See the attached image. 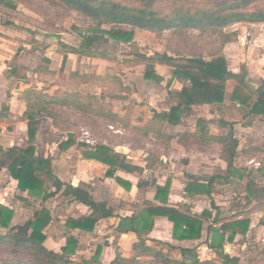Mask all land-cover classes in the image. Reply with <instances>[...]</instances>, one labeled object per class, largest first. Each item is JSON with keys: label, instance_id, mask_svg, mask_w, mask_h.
Segmentation results:
<instances>
[{"label": "trees", "instance_id": "16d2710c", "mask_svg": "<svg viewBox=\"0 0 264 264\" xmlns=\"http://www.w3.org/2000/svg\"><path fill=\"white\" fill-rule=\"evenodd\" d=\"M59 1L96 21L95 27L90 32L78 35L80 44L77 47L62 41L58 42V49L63 52L61 69L66 63L67 53L107 57L105 51H98L94 46L108 42L109 39L130 43L134 39L135 29L157 33L174 27H185L222 33L224 28L238 22H264V7L251 9L254 4L264 0H215L209 7L195 9L178 4L174 5L170 14L164 15L155 7L158 0H146L138 5L122 4L111 0ZM6 2L7 0H0V5L6 4ZM106 25L109 27H105ZM236 34V32H232L225 35V38L228 41L231 36H236ZM136 56L145 64L143 71L145 79L160 81L162 77L156 72L155 64H166L172 67L171 79H178L183 83V86L179 91L168 90V110L154 111L145 124L133 126V131L144 136L151 134L160 143H166L173 139H177L183 144L193 142L199 145H209L212 142H218L222 144L221 157L227 162L228 173L231 176L242 178L243 175L232 165L238 143L231 128L225 134L213 135L207 131L206 121L199 119L196 130L191 132L181 130L182 119L187 113L200 112L205 104L223 106L228 82L231 81L233 82L230 95L232 107H236L238 104L237 109L242 112L243 116L250 120L253 117H259L264 121V88L260 87L252 92L245 84L243 74H236L228 70L226 60L222 55L209 61L194 57L177 58L166 53H154L151 57L141 54H136ZM45 60L50 62L48 58ZM35 70L52 72L41 65L37 66ZM105 94L106 92L103 91L100 96H97L79 91L62 90L50 94L44 89L27 88L22 97L26 103L23 115L27 120L28 145L24 148L12 146L7 149L0 145V167H7L10 175L17 181V188L20 191H26L30 195L39 197L42 203L61 191L72 201L89 208L87 214L65 218L64 225L70 230L91 233L99 220L113 215V209L108 206L106 201L96 200L88 189L80 185L64 183L58 179L52 172L51 159L35 156L36 133L43 118H54L56 109L63 107L113 122H120L122 126L129 127L130 112L128 111L123 117H120L105 101ZM8 110V106L2 105V112ZM76 143V135L71 133L65 141L59 144V149L66 151ZM78 145L83 147L82 154L85 158L96 160L106 166V177L114 178L126 189H130L131 182L123 180L118 172L131 174L139 178L137 186H143L144 168L128 162L125 154L116 152L106 144H97L92 147L86 144ZM149 158L151 161L155 160L152 156ZM152 185L155 187L154 198L161 204L147 201L146 206L139 212L120 219L116 229L119 232L132 231L139 238L133 244L131 257L118 256L112 264H216L212 260L200 261L192 249L181 248L183 256H191L190 262H186L171 258L163 248L147 244L143 235L153 229L156 216L166 217L172 223V237L178 240L200 238L202 219L211 216L207 210H204L200 215H193L176 207L168 206L170 179L163 186L154 182ZM51 187H54L55 190H50ZM184 190L190 195H210L213 190L212 181L206 183L190 181ZM13 217L12 209L0 205V227L5 229L0 233V245H8L14 251H27L34 260L30 261L19 257L12 264H68L72 261L70 256L78 251V239L74 235L66 236L60 251H54L45 245L47 239L45 230L52 220L48 207L42 205L39 210L34 211L31 218L18 224H12ZM218 221L217 217L213 219V223H219ZM249 224V218H240L223 221L218 227L209 226L208 230L213 233L210 246L215 249L218 258L222 259L219 264H238L237 257L224 254L223 243L233 241L238 234L245 235ZM101 249V246H97L94 255L88 259L84 258L81 264H99Z\"/></svg>", "mask_w": 264, "mask_h": 264}, {"label": "crops", "instance_id": "0c3cea01", "mask_svg": "<svg viewBox=\"0 0 264 264\" xmlns=\"http://www.w3.org/2000/svg\"><path fill=\"white\" fill-rule=\"evenodd\" d=\"M231 27V30H227V28L230 27L224 28L222 32L224 38L221 42L214 44L212 39L209 40L207 34H205L206 42L204 46L194 43L192 47H184L178 51H172L168 49L165 44L162 45V43H166L168 36L167 32H164L159 39L162 48L159 53H166L169 56L177 58H202L206 61L222 55L226 60L228 70L236 74H243L245 84L252 92H255L260 87L264 88V34L262 33V25L260 23L238 22L233 24ZM238 29H241L240 33L238 32ZM192 30L198 35L194 36L195 39H201V37H199L201 31L197 29ZM141 31L145 30L135 29L134 39L130 43H121L114 39H109L108 42H105L104 44L106 47L113 43L129 45L138 41L139 36L142 34ZM232 32H236V36H231V39L227 41L225 35ZM0 33H6L5 28L1 27V25ZM64 43L67 44L66 42ZM5 45V39L0 37V145L4 149L12 146L24 148L28 145V136L26 132L27 120L23 115L26 109V103L22 97L25 89L18 94L9 87L8 78L5 76L3 68V66L6 65L7 59ZM58 48L55 53H52V64L58 63V60L61 57L59 69L61 71L63 52ZM97 50L105 51L103 49ZM186 50L188 53H186ZM214 51L215 53H213ZM105 53L107 57H103L101 55L86 56L75 53H67L65 67L69 68L70 71L73 72L74 76H80L82 79L88 76H96V78L101 80L106 78L109 79L108 81L111 83H107V86L101 85L99 93L95 95L100 96L102 91L106 92L105 101L111 105L113 111L118 113L120 117H123L129 111L130 124L129 127H124L120 122H113L108 119L106 120L119 126L122 130L130 129L133 131V126L145 124L151 118L154 111L159 112L169 109V104L167 102L168 90L179 91L183 86V83L178 79H171V66L156 63L155 70L162 77V79L160 81L145 79L143 76L145 64L138 59L136 54L133 55L128 53L124 56H117L116 59L115 55L112 56L109 50L105 51ZM189 53L198 54L197 56H192ZM143 55L151 57L154 54ZM45 57L51 61V56L48 55ZM121 57H125V64L117 63L116 60ZM49 67L50 68H48V70L52 71L51 74H53L56 68H52L51 64ZM89 67L91 69L90 72L87 70ZM60 71H58L57 74H59ZM36 72L47 73V71ZM232 87L233 82L229 81L223 106L217 107L205 104L200 112L187 113L182 119L181 130L194 132L199 119L206 121V129L213 135L225 134L231 128L234 138L238 143L237 152L232 165L243 175L242 178L231 176L228 173L227 162L221 157L222 144L218 142H212L209 145H199L193 142L183 144L177 139H173L166 143H160L157 142L155 137L151 134L144 136L133 131L140 136L153 139L154 145L162 146L168 150L172 147V150L167 154L154 155L147 151L138 152L139 150L137 152L130 153L128 151L120 150L119 146L118 148H114L109 145L116 152L125 154L128 162L137 164L144 168L142 175V182L144 184L141 187L137 186L139 181L138 177L118 172V175L123 180L131 182L130 189H126L125 186L119 184L114 178L105 176L106 166L104 164L93 159L85 158L82 154L83 147L78 145L86 144L92 147L97 144H93L92 142H88L87 140L78 137L75 132H69V134L72 133L76 135V142L78 144H74L66 151H60L59 144L62 141H65L69 136V134H64L56 145V148L46 144V151L42 154L39 149V138L44 135L45 137L50 138V132H45L40 136L38 127L34 142L35 156L50 158L52 172L58 179L64 183L80 185L88 189L96 200L106 201L108 206L113 209V215L99 220L91 233H85L79 230H70L64 225L65 218L68 216L78 217L80 215L87 214L89 212V208L81 203L72 201L70 197L64 196L61 191H59L49 199L56 196L64 197L69 203L66 204L67 208H64L63 211L69 210V213L64 216L61 221L63 227L61 229V234L63 236L62 243L58 247V250H54L52 248L49 249L60 251L61 246L65 243L66 236L72 234L77 239L78 236H86L90 242L94 240V242L99 244L98 246H102L103 251H108L110 255L112 254V262L118 256L123 258L131 257L133 253V244L138 241L139 237L132 231L119 232L116 229L117 225L122 217L131 216L132 214L139 212L144 206H146L147 201L161 204L160 201L155 200L154 198L155 187L152 183L154 182L155 184L163 186L166 181L170 179L171 187L168 196V206L176 207L193 215H200L204 210H207L211 213V216L209 218L205 217L202 219L203 226L200 238L182 240L174 239L172 237V223L168 221L166 217L156 216L154 218L153 229L148 234L143 235L146 238L148 245L161 248L158 244H166L175 250V255L177 254L175 257L170 256L171 258L186 262H190L191 258L189 259L187 256H183L181 248L192 249L197 251V257L200 261L212 260L216 264H219L222 259L218 258L216 251H213L215 249L209 246L210 244L208 245L207 243H204L205 239H209V243H211L213 239V233L208 230L209 226L218 227L223 221L249 218L250 224L247 233L245 235H236L231 242H224L222 251L230 257H237L239 264L241 260L237 253L239 250L243 251L247 245L244 243V246L241 247L239 246L240 243L254 235H257L258 238L262 235L261 240L263 241L264 250V121H262L259 117H253L250 120L248 117L243 116L242 112L237 109L239 107L238 104L236 107H232L230 100ZM55 89L57 91L59 89L69 92H82L80 88L71 89L63 86H61V88L55 87ZM9 90L11 91L8 94L7 91ZM86 91L87 90H84L82 93L87 94ZM110 94L118 97L111 96ZM2 105L8 106L9 110L2 112ZM144 108L148 109V111H144ZM58 109L61 110L71 108L63 107ZM8 114L11 116L12 120L14 119V124L18 123L20 125L22 130L21 135L25 140L24 144L15 143L18 140L17 137H19V135L14 134L15 129L4 128L5 118ZM45 118L54 120L56 116L54 118ZM96 118L100 119L102 117ZM72 147H75L78 153V160L74 163H72V161H67L66 157L63 156V154L68 150H71ZM138 154L139 156H137ZM149 156H152L155 160L151 161ZM214 156H216L214 161L220 162L219 171H214L212 166H210V158ZM201 169L204 173L200 172ZM210 180L212 181L213 187L210 195H190L184 190L185 186L190 181H200L206 183ZM104 185L109 186L104 188ZM226 185L240 186V190H242V192H240L239 198L242 200L243 205L241 207L232 208L227 212L228 214L222 215V211L219 210L220 208L218 207L220 203L217 202L218 198L216 196L220 194V191ZM142 188H147L145 193L148 196L143 202L142 207L139 209L136 206V203L138 202V193H140ZM101 189L105 192H102ZM50 190L54 191L55 189L54 187H51ZM99 190H101V192ZM31 199L39 200V206L33 207ZM47 201L42 203L39 197L30 195L26 191H20L17 188V181L10 175L7 167H0V205L13 210L14 217L12 219V224H18L28 218H31L34 211L39 210L42 205H45L50 209L52 216L51 222H53L55 218L51 207L47 205ZM15 204L22 205L21 208H19V212ZM27 208L29 211L32 208L31 214L29 215L26 214L27 212L24 213L21 211V209L28 211ZM21 215L24 216L21 217ZM58 217L61 218L62 216L59 215ZM216 217L219 220V223H213V219ZM257 217H260V219L256 220ZM4 230L5 229L0 227V233L4 232ZM227 235L228 233L226 236ZM103 238L104 241L108 242H104V244L101 245V240ZM79 241L80 240L78 239L77 253L79 252ZM73 255L75 257L76 253Z\"/></svg>", "mask_w": 264, "mask_h": 264}, {"label": "rangeland", "instance_id": "374dc122", "mask_svg": "<svg viewBox=\"0 0 264 264\" xmlns=\"http://www.w3.org/2000/svg\"><path fill=\"white\" fill-rule=\"evenodd\" d=\"M111 1L128 5H138L140 2L146 0ZM213 1L215 0H158L155 7L162 12V15H164L170 14L174 5L182 4L186 5L188 8L195 9L209 7ZM259 7H264V1L257 2L251 7V9ZM95 23V20L71 9L59 0H7L6 4L0 5V25L5 28L6 32L0 33V37L5 39L6 44L5 52L7 59L6 65L3 66V68L5 76L8 78L10 89L19 94L23 89L35 87L42 88L46 92L53 94L57 91L55 87L61 88V86H63L71 89L80 88L82 92L87 90L86 92L92 95L99 93L101 85L107 86V83H111L108 81V78L101 80L96 78V76H88L82 79L80 76H74L73 72L65 67L66 63L60 71L61 57L59 58L58 63L52 64V53L56 52L58 48L57 43L59 41L78 46L80 42V37L78 35L90 32L95 27ZM260 24L262 25V33L264 34V22H260ZM105 27L109 26L106 25ZM231 28L232 27L230 26L227 30H231ZM141 32L142 34L139 36L138 41L129 45L113 43L106 47L104 43H100L95 45L94 48L96 50H109L110 54L112 56L115 55V58L117 59V56H124L128 53L133 55H153L154 53H159L162 50L159 39L164 32H167L168 36L166 43H162V45L165 44L166 47L172 51H178L184 47L190 48L194 43L204 46L206 42L205 34H207L209 40L212 39L214 44L221 42L224 38L221 32L204 30L201 31L199 35L201 39H195L194 36H198L197 33H194L191 28L185 27H174L173 29H167L157 33L150 31ZM238 32L240 33L241 29H238ZM16 53L17 55L15 56ZM186 53H188L187 50ZM213 53H215V51ZM189 54L197 56L198 53ZM48 55L51 56L50 62L45 60V58H47L45 56ZM116 61L119 64L126 63L125 57H121ZM50 64L52 68H56L53 74L49 72L40 73L35 70L37 66L40 65L42 67L50 68ZM87 70L90 72V67ZM58 71H60L59 74H57ZM11 90L7 91V93L9 94ZM56 110L57 113L55 112L56 118H54V120L43 118V121L41 120V125L39 126L38 132H40V136L45 132H50V138L45 137V135L39 138V149L42 154L46 151V144L56 148L62 135H67L69 132H75L78 137L87 140L88 142H92L93 144L104 143L114 148H118L119 146L120 150L128 151L130 153L139 150L138 152L147 151L154 155H161L170 153L172 150V147L168 150L162 146L154 145L153 139L140 136L130 129L122 130L119 126L106 119H98L90 114L74 109L72 110V108ZM143 110L146 112L148 111V109L145 108ZM13 122L14 119L12 120L11 116L8 114L5 118L4 128L15 129L14 134L19 135V137H17L18 140L15 143L24 144L25 140L21 135L22 130L20 125L18 123L14 124ZM77 155L78 153L75 147H72L71 150H68L63 154L67 161H72V163L78 160ZM137 156H139V154ZM210 159V166H212L214 171H219L220 162L214 161L216 156L211 157ZM200 172H203V170L201 169ZM108 186L109 185H104V188H107ZM240 189L241 188L238 185H226L220 191V194L216 196L218 198L217 202L220 203L218 207L220 208L219 210L222 211V215L228 214L227 212L232 208L241 207L243 205L242 200L239 198L240 192H242ZM101 190L99 191L101 192ZM146 191L147 188H142L140 193H138V202L136 203V206L139 209L142 207L143 202L148 196L145 193ZM102 192L105 191L102 190ZM31 200L33 207L39 206V200ZM67 203L69 202L61 196H56L47 201V205L51 207L55 218L46 229L47 240L45 244L48 248L58 250V247L62 243L63 236L61 234V229L63 227L61 221L62 218L69 213V210L63 211L64 208H67ZM16 206L19 212V208H21L22 205ZM21 211L24 213L27 212L26 214L29 215L31 214L32 208L30 211L29 209L28 211L21 209ZM59 215L62 217L59 218ZM22 216L24 215H21V217ZM258 219H260V217L256 218V220ZM261 236L262 235L258 238L257 235H254L240 243L239 246L241 247L244 246V243L247 245L243 251L239 250L237 253L241 260L239 264H264V257L262 255L263 241L261 240ZM78 239L80 240L79 252L76 253L75 257L74 255L70 256L72 261L68 264H81L84 258H91L95 253L96 247L99 245L94 242V240L90 242L86 236H78ZM208 240L209 239H205L204 243L209 245L210 243ZM104 242L108 241H104L103 238L101 240V245H103ZM158 245L163 248L169 256H177V254L175 255V250L170 246L166 244ZM209 248L212 249L211 247ZM213 251L215 252V250ZM195 252L198 256L197 251ZM19 257L30 261L34 260L32 255L27 251H14L12 247H9L8 245H0V264H12V262ZM187 257L189 259L191 258L190 255ZM111 259L112 254L110 255L108 251H103V249H101L99 264H112Z\"/></svg>", "mask_w": 264, "mask_h": 264}]
</instances>
